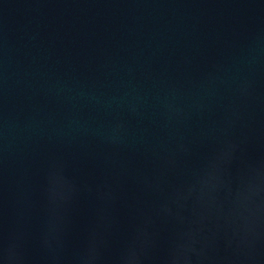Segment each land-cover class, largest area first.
Here are the masks:
<instances>
[{
    "label": "water",
    "instance_id": "1",
    "mask_svg": "<svg viewBox=\"0 0 264 264\" xmlns=\"http://www.w3.org/2000/svg\"><path fill=\"white\" fill-rule=\"evenodd\" d=\"M0 264H264V0H0Z\"/></svg>",
    "mask_w": 264,
    "mask_h": 264
}]
</instances>
